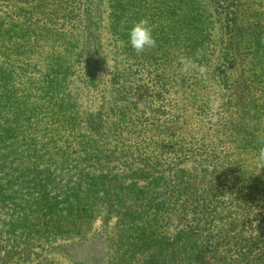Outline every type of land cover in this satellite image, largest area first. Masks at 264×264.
Listing matches in <instances>:
<instances>
[{
	"label": "trees",
	"instance_id": "trees-1",
	"mask_svg": "<svg viewBox=\"0 0 264 264\" xmlns=\"http://www.w3.org/2000/svg\"><path fill=\"white\" fill-rule=\"evenodd\" d=\"M21 2L0 17V264H264V17L241 0ZM142 18L157 46L138 55Z\"/></svg>",
	"mask_w": 264,
	"mask_h": 264
},
{
	"label": "clouds",
	"instance_id": "clouds-1",
	"mask_svg": "<svg viewBox=\"0 0 264 264\" xmlns=\"http://www.w3.org/2000/svg\"><path fill=\"white\" fill-rule=\"evenodd\" d=\"M153 26L148 19H140L133 23V25L127 30V42L128 46L138 55L144 53L146 50L154 49L157 46V40L154 36ZM179 71L182 74H188L194 70H197L194 62L191 58L184 57L179 61ZM200 72H204V68L198 69ZM218 107V103L213 106ZM257 143L259 145L257 159L261 167H264V136L258 137Z\"/></svg>",
	"mask_w": 264,
	"mask_h": 264
},
{
	"label": "rangeland",
	"instance_id": "rangeland-1",
	"mask_svg": "<svg viewBox=\"0 0 264 264\" xmlns=\"http://www.w3.org/2000/svg\"><path fill=\"white\" fill-rule=\"evenodd\" d=\"M242 2H244V4H248V13L247 16L253 18H257V17H264V0H241ZM105 2V0H104ZM11 3H14V6L11 5ZM10 4L8 3H2L0 2V17H5L7 14L11 13L12 11H14V9H17L19 12H23V9L26 8L25 7V3H22L21 0H13ZM105 4H104V8H105ZM20 12V13H21ZM106 16V15H105ZM105 18V17H104ZM104 24H105V20H104ZM103 41L105 42L104 44L108 45V44H112V41L109 40V37L107 35L106 39H103ZM104 54V53H103ZM216 64V67H218V63L217 61L214 63ZM137 90H144L146 88H149V85L147 83H138L136 84ZM82 94V93H81ZM85 94H82V100L84 101L86 106H89L91 104V102H93L92 107L96 108L97 105V99L94 100H90L91 95L89 96V94L86 95V102H85ZM92 98H94V96L92 95ZM98 98V96H97ZM100 98V97H99ZM110 98H112V95L106 94V100H109ZM91 107V106H89ZM114 224V221H108L107 222V233L111 234V230H112V226ZM101 225V220H98L95 224V226L93 227V229L97 230L99 228V226ZM181 229V226L176 224V228L174 230V232L176 233L177 231H179ZM174 232H170V236H173ZM113 236V233H112ZM59 260V258H58ZM63 264H65L62 261Z\"/></svg>",
	"mask_w": 264,
	"mask_h": 264
}]
</instances>
